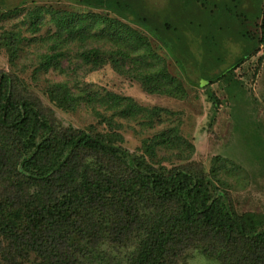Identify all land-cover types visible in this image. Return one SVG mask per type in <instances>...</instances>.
Wrapping results in <instances>:
<instances>
[{
    "label": "trees",
    "instance_id": "1",
    "mask_svg": "<svg viewBox=\"0 0 264 264\" xmlns=\"http://www.w3.org/2000/svg\"><path fill=\"white\" fill-rule=\"evenodd\" d=\"M78 1L83 10L0 1V49L10 63L28 51L35 74L110 71L148 95L179 100L188 96L180 75L188 74L214 111L222 103L214 83L235 110L246 99L237 69L264 45V0H177L180 20L151 19L138 0ZM193 7L198 14H190ZM228 42L241 48L231 60ZM73 55L80 62L64 66ZM11 74L0 68V264H264V210L243 211L236 198L242 165L218 158L211 169L174 164L195 150L181 118L169 117L179 113L110 88L77 83L74 90L55 81L45 90L49 102L96 118L64 126ZM133 121L155 129L136 151L124 145L122 131ZM165 121L173 124L156 129ZM250 135L251 148L264 155L262 135Z\"/></svg>",
    "mask_w": 264,
    "mask_h": 264
},
{
    "label": "rangeland",
    "instance_id": "2",
    "mask_svg": "<svg viewBox=\"0 0 264 264\" xmlns=\"http://www.w3.org/2000/svg\"><path fill=\"white\" fill-rule=\"evenodd\" d=\"M4 1L7 7L15 5L27 6L32 0H0ZM38 4L52 5L57 8L67 9L70 11L83 10L84 6L78 0H35ZM143 4L146 14L150 15L151 19L171 18L180 20L182 15L174 9L177 6V0H138ZM173 6V7H171ZM158 8H162L161 15L157 14ZM96 11H99L96 9ZM190 14H198L197 9L193 7ZM154 15V16H153ZM20 17L15 18V22L19 21ZM13 23V22H10ZM10 27V25H9ZM257 27L252 22L249 23V31L254 34L258 33ZM226 34V33H225ZM156 46H159L160 53L166 54V48L163 44L155 41ZM157 46V47H158ZM227 49L230 54L228 59L231 60L234 54H237L240 46L237 43H227ZM163 50H161V49ZM165 48V49H164ZM33 51V44L27 47ZM45 49V48H42ZM196 49V47H194ZM197 52V50L195 51ZM34 56L28 51L23 53L18 60L17 65H12L8 60V56L4 49H0V68L6 72H11L13 76L19 77V85H25L28 95L35 99L41 98L43 102L50 106L47 111H51L58 118L59 123L64 126L72 124L77 127H84L91 122H95L96 118L88 109L80 108L76 112H64L60 108L48 101L45 93L46 88L51 82L68 81V84L74 89L78 83L85 85L90 83L94 88H110L121 93L129 94L135 97L136 100L148 106H160L179 113V116H169L174 123L176 119L181 118V132L183 136L191 142L194 147V153L189 159L177 160L174 164L185 166L198 165L211 169L216 158L219 161L226 159L228 163L242 165V170L238 169L243 177L240 182V191L237 192L236 198L239 203V208L243 211H261L264 210V155L261 148H251L249 143L251 133L257 131L264 138V45L261 44L259 51L248 61L237 69V75L244 79L246 84V99H242L235 103V106L240 107L235 110L231 102L227 100V91L218 83H214L211 87L221 99L222 103L216 111L213 105L208 101L205 89L188 80V74L180 75L185 82L188 91L186 99H175L162 95L146 94L140 84L128 77L115 74L111 77V72L98 71L94 74L83 75L82 68L78 67L77 73L72 76L71 71L59 74L56 71L34 73L31 65L34 63ZM169 68L172 73L180 74L181 69L178 68L175 60L166 56ZM80 61L73 57L71 62L67 59L63 61V65H71L74 67ZM34 65V64H33ZM226 66V65H224ZM192 79L197 81L198 74L191 73ZM74 77H76L74 79ZM239 113L236 119V113ZM167 116H165L166 118ZM156 126V129H161L166 125H172L171 121ZM125 136L124 145L131 151H136L142 145V138L151 135L155 129L142 130L141 125L136 122L126 123L122 130ZM251 132V133H250ZM237 173L233 172L228 178L235 184L238 180ZM204 260L197 258L192 264H202ZM204 264H210L204 262Z\"/></svg>",
    "mask_w": 264,
    "mask_h": 264
}]
</instances>
